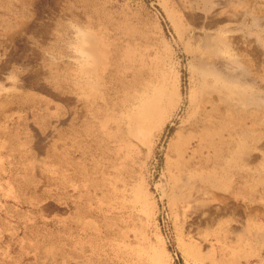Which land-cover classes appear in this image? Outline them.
<instances>
[{"label":"rangeland","instance_id":"374dc122","mask_svg":"<svg viewBox=\"0 0 264 264\" xmlns=\"http://www.w3.org/2000/svg\"><path fill=\"white\" fill-rule=\"evenodd\" d=\"M210 7L206 0H0V164L18 169L28 157L42 167L38 139L46 157L60 135L103 110L97 128L121 165L82 202L68 158L67 193L41 194L64 203L67 228L61 242L46 237L50 257L30 262L248 264L240 238L250 213L264 254V0H224L212 29L203 18ZM214 51L243 69L213 63ZM240 91L253 104L241 103ZM72 99L76 113L51 114L50 124L49 111ZM44 106L47 122L39 124ZM37 180L46 187L45 174ZM33 203L23 208L30 213Z\"/></svg>","mask_w":264,"mask_h":264},{"label":"crops","instance_id":"0c3cea01","mask_svg":"<svg viewBox=\"0 0 264 264\" xmlns=\"http://www.w3.org/2000/svg\"><path fill=\"white\" fill-rule=\"evenodd\" d=\"M68 103V106L64 104V108L58 106L56 110L49 111L48 120L50 124H52L51 116L54 114L58 113V118H63L67 113L73 115L76 113V101L72 99ZM61 110H63V112ZM41 111L43 116L41 115ZM45 113V106L42 109L38 107L36 118H38L39 124L40 119L43 123L47 122ZM81 114V111L78 110V116ZM103 114L104 111L102 110L99 115L97 114L95 116L97 117L96 120H94L95 118L92 120L93 122L87 120L84 122V126L80 120L81 127H76L75 123V127L70 128L72 132L66 136L60 135L58 139H56L57 141L55 140V142H52L53 148L46 149L48 163H51L49 165L46 164V157H44L45 150L39 139L37 141L38 152L43 153V158L40 156L37 162L41 163V160H43L44 165L42 167H32L29 164L30 159L28 157L25 158L26 161L22 162L21 167L18 169L12 168L10 164L7 166L6 162L0 164V264H37L38 262H30V260L34 259L33 261L41 262V260H43L42 256L45 254L46 257H50L51 251L46 250V237L51 238V236L54 235L58 237L61 242V234H63L64 230L67 228L66 223L68 218L66 210L63 207L64 203L61 204L59 201L52 200L51 197H46L41 194L44 191L46 194L51 195L67 193V175L69 174L67 172L68 158L75 164L74 171H71L69 175L70 178L73 177L74 179L75 199L81 198L82 202L87 193L92 192L93 195L101 193L103 189L108 186V182L112 181V178L119 175V173L121 174V165H119V163L116 164L115 157H113L112 152H115V150L113 148L111 149L112 146L107 145L106 142L102 140V133L97 128L101 120H103ZM66 124L67 122H65V125ZM39 128V125H37L38 131L40 130ZM68 138H70L71 142H74L71 143L73 145L71 147L66 144ZM93 140L96 141L91 143L88 142ZM56 142H61V144L57 145ZM62 142L65 144H62ZM92 147L93 150H90ZM96 149H98V152ZM78 151L80 156H77ZM94 152L99 154V156L91 159L92 164L87 165L84 162L87 160L85 156H94L96 155ZM21 153L24 154L23 151ZM71 154H74L75 157H71ZM124 160L125 159H122V162ZM56 161L57 164H54L53 162ZM126 161L128 164L125 167L126 169L124 167L122 168L123 173L128 172V169L130 170L129 158H126ZM44 174L47 180L46 187L42 182V184H39V187L41 186L39 189V181L37 179L39 176L43 177ZM35 177L36 179H34ZM105 179L106 184L102 185ZM33 180H35L36 183H33ZM246 183L248 182L241 184V189L244 194L252 192L249 183ZM34 187H36V189ZM226 188L227 190L232 189L230 180L229 184L227 182ZM252 196L253 194L251 197ZM255 197L256 195L254 193L252 199ZM58 198L60 199L61 197L58 196ZM26 202H34L31 204L30 213L23 208L27 207V205L22 204ZM250 214L251 217L249 218L247 216L242 224L243 227L245 223L249 225V233L245 234L241 232V254H244V261L248 264H264V254L260 253L256 230L257 224L259 225L260 223H258V219L254 216V213ZM39 221H42V223H39ZM46 221L49 224L46 225ZM261 225L264 226V223H261ZM36 226L41 227V229H34ZM58 248V250H60L59 256H65V251H61V247ZM32 250H35V252Z\"/></svg>","mask_w":264,"mask_h":264},{"label":"bare ground","instance_id":"6f19581e","mask_svg":"<svg viewBox=\"0 0 264 264\" xmlns=\"http://www.w3.org/2000/svg\"><path fill=\"white\" fill-rule=\"evenodd\" d=\"M210 5H211V7H210V11H208L209 12V14H206V15H203V18H204V22L207 24V26L210 28V29H212V27L213 26H215L217 23H219V22H222V19L220 18L221 17V15L223 14L222 13V7H223V1L224 0H206ZM230 11V10H229ZM222 13V14H221ZM225 13V12H224ZM227 13V12H226ZM225 13V14H226ZM231 13V12H230ZM224 16V15H223ZM233 16L231 15V18H232ZM226 18V17H225ZM234 18V17H233ZM237 18V17H236ZM199 20V19H198ZM227 20V19H226ZM211 36H214V34H213V32L211 33ZM91 39V44H93V41H92V39H93V37L92 36H89ZM219 37H221V38H218V37H214V39H215V41H217L218 43H221V44H225V45H228V39L226 38V37H224L223 38V36H219ZM208 39V38H207ZM94 42H95V40H94ZM96 45V44H95ZM95 45H93L94 47H95ZM92 46V45H91ZM92 46V47H93ZM91 47V48H92ZM94 47H93V50H94ZM97 47V46H96ZM91 50V49H90ZM97 50V49H96ZM207 51V50H206ZM218 51V50H217ZM103 52V51H102ZM91 53V52H90ZM105 53V52H104ZM103 53V54H104ZM213 52H210V55L213 57V60H212V62L213 63H215V64H220V65H227V64H230V65H232L233 64V68L235 67V66H237L238 68H240V70H242L243 68L241 67V65H239V63L233 58V57H231V58H229L228 59V61L227 62H225V60H224V57H226V56H223V55H221V54H219V53H216L215 51H214V54H212ZM92 54V53H91ZM97 54H99V52L97 53ZM94 54H92V56H93ZM94 57H96V56H94ZM98 57V56H97ZM96 59V58H95ZM93 63V62H92ZM235 65V66H234ZM226 68V67H225ZM232 69V68H231ZM234 71V70H233ZM230 84V83H229ZM233 86H231V88H232ZM228 89V88H227ZM242 89H244V88H242ZM236 90V89H235ZM234 90V91H235ZM233 91V92H234ZM238 94H239V96L238 97H240V100L242 101L241 103H243V102H249V103H252V100H250L249 98H245V94H244V92L242 91H240V92H238ZM235 95H236V93H235ZM237 96V95H236ZM252 97V96H251ZM253 98V97H252ZM255 98V97H254ZM236 100V99H235ZM254 101V100H253ZM258 101V100H257ZM240 102V101H239ZM253 104V103H252ZM251 104V105H252ZM250 105V104H249ZM249 107V106H248ZM157 114V113H156ZM132 121V120H131ZM135 121V120H134ZM147 126V125H146ZM136 131V130H135ZM140 134V133H139Z\"/></svg>","mask_w":264,"mask_h":264}]
</instances>
